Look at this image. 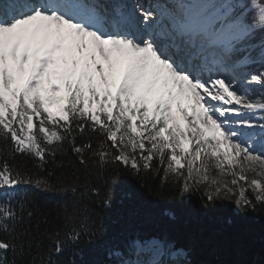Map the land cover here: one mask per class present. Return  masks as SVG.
<instances>
[{
    "label": "snow or ice",
    "instance_id": "6c2138e0",
    "mask_svg": "<svg viewBox=\"0 0 264 264\" xmlns=\"http://www.w3.org/2000/svg\"><path fill=\"white\" fill-rule=\"evenodd\" d=\"M176 7L153 19L115 0H0V264H60L84 234L89 198L100 194L89 177L122 183L105 178L109 166L133 176L162 168V185L175 177L182 196L202 190L208 203L232 200L238 188V211L264 205V72L248 71L264 65V0ZM68 146L83 181L50 179L48 165L63 167ZM17 155L47 176L9 163ZM28 189L63 201V234L39 232L40 222L33 231ZM112 254L114 264H185L163 237H129Z\"/></svg>",
    "mask_w": 264,
    "mask_h": 264
},
{
    "label": "trees",
    "instance_id": "16d2710c",
    "mask_svg": "<svg viewBox=\"0 0 264 264\" xmlns=\"http://www.w3.org/2000/svg\"><path fill=\"white\" fill-rule=\"evenodd\" d=\"M258 65L264 71V65ZM84 142L85 138L77 137V144ZM92 146H98L95 138ZM3 148L0 142V151ZM68 148L67 155L58 156V161L65 162L63 167L48 165L47 171L53 172L50 179L56 180L63 175L67 181L76 174L83 181L87 173L71 153V147ZM8 159L9 163L22 167L34 177L47 176V171L39 168L31 158L17 155L15 159ZM152 166L155 169L157 162L152 161ZM116 174L122 181L118 187L106 184L105 179L95 175L89 177V182L100 189V194L89 198L91 218L83 228L84 234L76 248H69L58 258L60 264H71L73 259L78 264L80 261L83 264H114L113 251L129 237H163L187 251L185 264H264V205L256 204L255 210L238 211L232 200L208 203L202 190L182 196L180 184L173 183L175 177L169 176L162 185V168L158 174L147 171L133 176L123 167L109 166L104 176ZM129 187L137 189L138 194H125ZM246 196L256 203L252 192L248 191ZM28 197V208L34 213L30 221L33 231L36 232L35 225L40 222L39 232L61 229L63 234V201L33 189H28ZM44 217L47 223L42 222ZM75 226L79 228V223ZM0 238H4L2 234ZM47 244L45 239V249Z\"/></svg>",
    "mask_w": 264,
    "mask_h": 264
},
{
    "label": "rangeland",
    "instance_id": "374dc122",
    "mask_svg": "<svg viewBox=\"0 0 264 264\" xmlns=\"http://www.w3.org/2000/svg\"><path fill=\"white\" fill-rule=\"evenodd\" d=\"M167 1V0H166ZM165 1V2H166ZM182 2H187V3H190V0H181ZM181 1L180 0H169L168 1V4H169V7H170V10L171 11H174V10H178L177 9V7H176V5L177 4H185V3H181ZM126 2H127V0H126ZM120 3L122 4V1H120ZM128 3H129V1H128ZM193 3V2H192ZM133 4V3H132ZM156 7L158 6L159 7V9H162L161 8V6H163L162 4H160V3H156V5H155ZM143 8V7H142ZM164 8H166V6H164ZM158 9V8H157ZM143 11H144V9H143ZM157 11V10H156ZM156 11H155V13H156ZM152 13H153V10H152ZM155 13H153V17H155L156 18V14ZM167 19H164L163 21H166ZM170 26V25H169ZM242 53H246V52H242ZM247 54V53H246ZM253 55H255V53H253ZM259 63H256V64H254V65H251L249 68H248V71H250V72H253V73H255V74H259V73H261V72H264L263 70H260V66L258 65ZM256 91L257 92H260V91H262L260 88H259V86H257L256 87ZM216 174V172H215V170H213V175H215ZM248 176H249V179H251L252 178V176L254 175V173H251V172H249L248 174H247ZM224 179H226V180H228V181H230L231 179H232V177L231 176H227V177H224ZM239 183V185H242V186H244L247 190H246V192H245V195H247V192L248 191H250V192H252V190H251V188H249L248 187V185H247V183L245 182V181H239L238 182ZM230 186H232V185H230ZM232 187H236V186H232ZM253 193V192H252ZM254 194V193H253ZM239 195V189L238 188H236V196H238ZM255 195V194H254ZM236 196H233L232 197V201H234L235 200V198H236ZM182 251H183V256L181 257V259L183 260V259H185L186 258V256H187V252L185 251V250H183V249H181ZM163 259L164 260H168L169 259V257H167V256H165V257H163Z\"/></svg>",
    "mask_w": 264,
    "mask_h": 264
},
{
    "label": "bare ground",
    "instance_id": "6f19581e",
    "mask_svg": "<svg viewBox=\"0 0 264 264\" xmlns=\"http://www.w3.org/2000/svg\"><path fill=\"white\" fill-rule=\"evenodd\" d=\"M134 1V3H133V7H135L136 8V12H137V15L138 16H142V14H143V8L145 7V5L142 3V2H140V1H137V0H133ZM186 1V0H185ZM123 4H127L126 2L125 3H123ZM161 4V3H160ZM127 5H130V4H127ZM156 2L154 3V4H152L151 6H150V10L152 11L153 10V13H155V11L157 10V8H156ZM143 7V8H142ZM156 15V17L158 16L157 15V11H156V13H155ZM142 25V24H141ZM141 28H143V27H141ZM145 38H147V37H145Z\"/></svg>",
    "mask_w": 264,
    "mask_h": 264
}]
</instances>
